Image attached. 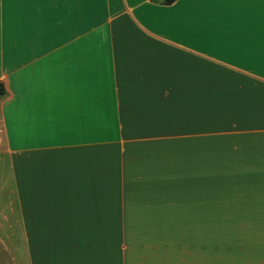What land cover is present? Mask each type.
<instances>
[{
    "label": "crops",
    "instance_id": "0c3cea01",
    "mask_svg": "<svg viewBox=\"0 0 264 264\" xmlns=\"http://www.w3.org/2000/svg\"><path fill=\"white\" fill-rule=\"evenodd\" d=\"M0 82L2 264H264V0H0Z\"/></svg>",
    "mask_w": 264,
    "mask_h": 264
},
{
    "label": "rangeland",
    "instance_id": "374dc122",
    "mask_svg": "<svg viewBox=\"0 0 264 264\" xmlns=\"http://www.w3.org/2000/svg\"><path fill=\"white\" fill-rule=\"evenodd\" d=\"M6 230L9 231V229H6ZM11 239L13 238H4L5 241H3L2 244H0V255H2V259L4 258L7 259L8 256L6 255H14V244L13 242L12 243L9 242V240ZM0 264H2L1 260H0Z\"/></svg>",
    "mask_w": 264,
    "mask_h": 264
},
{
    "label": "trees",
    "instance_id": "16d2710c",
    "mask_svg": "<svg viewBox=\"0 0 264 264\" xmlns=\"http://www.w3.org/2000/svg\"><path fill=\"white\" fill-rule=\"evenodd\" d=\"M161 1L164 2V3H168V2H170L172 0H161ZM3 93H4V88H3V85L0 82V94H3Z\"/></svg>",
    "mask_w": 264,
    "mask_h": 264
}]
</instances>
